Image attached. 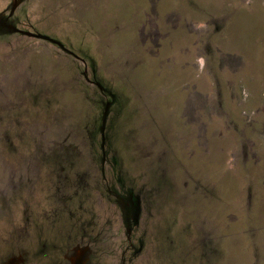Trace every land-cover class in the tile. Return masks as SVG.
Listing matches in <instances>:
<instances>
[{
  "label": "rangeland",
  "instance_id": "374dc122",
  "mask_svg": "<svg viewBox=\"0 0 264 264\" xmlns=\"http://www.w3.org/2000/svg\"><path fill=\"white\" fill-rule=\"evenodd\" d=\"M3 217L68 257L101 231L105 264L126 236L132 264H264V0H0Z\"/></svg>",
  "mask_w": 264,
  "mask_h": 264
},
{
  "label": "flooded vegetation",
  "instance_id": "af4514ba",
  "mask_svg": "<svg viewBox=\"0 0 264 264\" xmlns=\"http://www.w3.org/2000/svg\"><path fill=\"white\" fill-rule=\"evenodd\" d=\"M85 62V61H84ZM87 67V64H86ZM87 71H88V67H87ZM93 71L95 72L96 69ZM93 72V73H94ZM105 92L107 94L112 95L113 92L107 91L105 90ZM111 104V103H110ZM142 206V205H141ZM135 207V208H134ZM134 212H137V215L139 214V205L135 204L134 205ZM141 213V212H140ZM134 214V213H133ZM134 216V215H133ZM139 216V215H138ZM49 218H51L49 216ZM5 218L3 217V227L0 229V234H20L19 237L16 239L17 240V245L18 248L17 249H13L10 252H6L3 256V258H0V264H5V259L7 258V256L10 255H17L18 256H13L10 257L8 259L9 264H41L40 262H46V263H50V264H105L102 260V256L104 255V251H105V245H103V242L101 243V231H98L97 234H94L93 238L90 239L91 241H89V243H87L88 246H86L84 249L81 248H75L73 251L75 253L74 257H68L69 254V244L71 243V239H72V235L69 238V235L67 237H65V239L67 238V241H63L62 244H60L58 241H55L56 245L52 244L53 240L51 238V232H49L48 230L42 231V230H34L33 232H31L30 230H13L10 231V227L7 228L6 223H5ZM52 221H54V219H52ZM31 222V221H30ZM25 228L27 229L28 227L25 226ZM99 233V234H98ZM131 234V232H129ZM56 234V233H55ZM58 235V234H57ZM43 236V237H42ZM81 239H87V234L84 231L83 234L80 235ZM80 237H76V238H80ZM69 238V239H68ZM131 238L126 236L125 237V242H128V246L124 249L121 250V260H120V264H132L133 259L136 257V255H132L131 258L129 259H125L126 256L129 253V250L133 247L132 242H130ZM132 240V239H131ZM33 241H38V246L37 247H33ZM97 243L99 244V246L96 248L95 253L97 254V256L95 257V263L91 262L90 258L88 259L86 257V254L88 251H91V253L93 252L92 250V246L91 243ZM21 244L23 246V248L21 247ZM6 246V243H5ZM50 249L54 250V254H53V259H50V257L48 258L46 256V251H48ZM26 251L31 255V260L30 263L27 261L28 258L26 257L25 259H21L22 258V253L24 254L23 256H25ZM8 264V263H7Z\"/></svg>",
  "mask_w": 264,
  "mask_h": 264
},
{
  "label": "trees",
  "instance_id": "16d2710c",
  "mask_svg": "<svg viewBox=\"0 0 264 264\" xmlns=\"http://www.w3.org/2000/svg\"><path fill=\"white\" fill-rule=\"evenodd\" d=\"M256 137L258 136V135H255ZM249 137H251V136H249ZM259 143H261V142H259ZM261 145V144H260Z\"/></svg>",
  "mask_w": 264,
  "mask_h": 264
},
{
  "label": "crops",
  "instance_id": "0c3cea01",
  "mask_svg": "<svg viewBox=\"0 0 264 264\" xmlns=\"http://www.w3.org/2000/svg\"><path fill=\"white\" fill-rule=\"evenodd\" d=\"M259 137V136H258ZM247 141V140H246ZM243 142H245V141H243Z\"/></svg>",
  "mask_w": 264,
  "mask_h": 264
}]
</instances>
